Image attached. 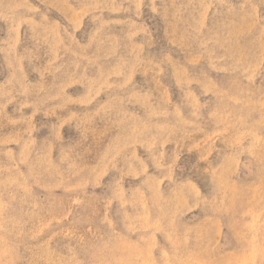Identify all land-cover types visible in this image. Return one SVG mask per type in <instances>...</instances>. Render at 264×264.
Here are the masks:
<instances>
[{"label": "rangeland", "instance_id": "374dc122", "mask_svg": "<svg viewBox=\"0 0 264 264\" xmlns=\"http://www.w3.org/2000/svg\"><path fill=\"white\" fill-rule=\"evenodd\" d=\"M0 264H264V0H0Z\"/></svg>", "mask_w": 264, "mask_h": 264}]
</instances>
